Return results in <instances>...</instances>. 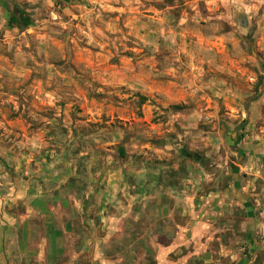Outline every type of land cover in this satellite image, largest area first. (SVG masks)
<instances>
[{"label":"rangeland","instance_id":"obj_1","mask_svg":"<svg viewBox=\"0 0 264 264\" xmlns=\"http://www.w3.org/2000/svg\"><path fill=\"white\" fill-rule=\"evenodd\" d=\"M16 5L38 28L0 50L8 182L59 193L55 214L125 218L107 250L124 249L125 264H155L141 246L156 234L177 240L172 264H264V0L191 21L183 61H164L179 46H146L139 29L97 30L90 0H5L0 17ZM181 86L185 101L164 96Z\"/></svg>","mask_w":264,"mask_h":264},{"label":"crops","instance_id":"obj_2","mask_svg":"<svg viewBox=\"0 0 264 264\" xmlns=\"http://www.w3.org/2000/svg\"><path fill=\"white\" fill-rule=\"evenodd\" d=\"M90 1L94 4L93 9L96 10L94 11L95 19H91L97 30H104L106 27L107 29L115 28L113 32H120L123 29L121 27L124 26L129 28V33H132L139 29V31H143L140 39L146 46H179L177 50L166 54L164 61H183L185 57L182 52H186L184 45H187L188 41L192 42V39H188L186 34L191 27V21H197V17H200L201 21L208 20L210 22L211 19L215 21L217 20L216 14H219V20L226 19L224 15L227 10L224 12L221 7L228 5L230 0ZM241 1L236 0L237 3H241ZM4 5L5 0H0V10ZM79 7L82 10L85 8L83 4ZM225 8L227 9V7ZM20 9L19 5H16V8L10 11L14 12ZM203 11L207 18H203ZM85 14L82 11L80 15L83 18ZM80 15L74 16L79 17ZM6 21L0 17V50L4 46L3 42L6 43L8 39L7 42L14 45V38L22 39V36H26L30 32L37 33V24L20 31L19 28L8 26ZM201 26L198 27L204 31L205 29ZM262 28L259 23L255 33L260 35L259 30ZM218 30V26L215 27L216 33H211L210 36L216 40L220 39L222 44L226 39V34L222 31L218 34ZM18 33H20L19 36H17ZM156 35L158 37L155 44L151 38ZM207 35L204 33L199 36L198 42L206 41ZM144 37L145 39H143ZM166 40L171 43L168 44ZM5 60L7 58L0 53V76L5 70ZM187 93V89H183L181 86L177 94L166 92L164 96L171 102H180L181 99L186 100ZM18 181L16 179L14 183L8 182L3 169H0V264H83L84 261L89 264H125L124 249L117 258L107 252L109 248L119 244L120 237L124 238L123 233L117 240L118 242L112 240L116 231L127 228L125 218L118 219L113 215L110 217L103 215L101 217L103 224H96L93 218L83 213L69 215L52 213V210L48 208V203L55 200L61 207H65L68 200L62 198L57 192L37 193L33 187L27 189L28 192L25 195V190L17 183ZM52 197L55 198L52 199L53 201ZM169 230L171 229L169 228ZM250 234L249 238L252 239L253 231H250ZM166 238L167 235L160 237L158 234L143 238L141 247H143L146 256L153 258L155 264H172L176 258L177 261L179 259L177 255L180 254V250L177 240L171 238L166 241ZM121 244L124 246L123 242ZM152 247L155 248L153 252H151ZM145 261L148 263L147 260Z\"/></svg>","mask_w":264,"mask_h":264},{"label":"trees","instance_id":"obj_3","mask_svg":"<svg viewBox=\"0 0 264 264\" xmlns=\"http://www.w3.org/2000/svg\"><path fill=\"white\" fill-rule=\"evenodd\" d=\"M8 14L9 15L6 17V19H7L8 25L11 28H19V29L28 28L33 23L31 13H29L27 11H24V10H18V11H14V12L9 11ZM252 100H255V98H253ZM248 102H249V100H248ZM241 129H242V127L237 128V130H241ZM239 139L236 141H233V145H232L233 149L237 148V145L239 143Z\"/></svg>","mask_w":264,"mask_h":264}]
</instances>
